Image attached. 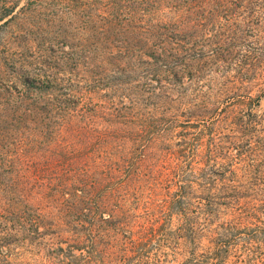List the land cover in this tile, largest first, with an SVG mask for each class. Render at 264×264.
Returning a JSON list of instances; mask_svg holds the SVG:
<instances>
[{
    "label": "trees",
    "instance_id": "obj_1",
    "mask_svg": "<svg viewBox=\"0 0 264 264\" xmlns=\"http://www.w3.org/2000/svg\"><path fill=\"white\" fill-rule=\"evenodd\" d=\"M16 6L4 7L5 25L43 26L60 39L38 49L37 73L20 81L17 96L1 98L2 248L50 236L57 249L49 264H151L160 254L223 264L233 251L264 264V160L251 149L235 168L210 150L202 154L186 135L169 146L172 113L209 115L208 101L186 102L180 74L196 78L219 58L192 21L210 0H28L14 14ZM75 22L82 43L58 57L54 45ZM241 171L248 187L216 188ZM249 187L259 193L244 192ZM220 192L229 203L216 202ZM223 206L228 219L216 225ZM201 236L207 242L198 253Z\"/></svg>",
    "mask_w": 264,
    "mask_h": 264
},
{
    "label": "rangeland",
    "instance_id": "obj_2",
    "mask_svg": "<svg viewBox=\"0 0 264 264\" xmlns=\"http://www.w3.org/2000/svg\"><path fill=\"white\" fill-rule=\"evenodd\" d=\"M27 1L0 0V103L2 97H8L10 94L12 97L17 96L16 89H19L20 81L35 76L38 68L36 65L38 55L35 54L38 49L53 36L60 39L58 31H51L43 26L41 30H35L32 25H25L19 30L15 23L4 24L10 19L7 17L2 20L5 14L4 7L17 5L15 14ZM216 4L223 6L217 12L212 9V6ZM210 7L203 14L193 15L192 21L196 26L195 35L207 38L208 43L204 46L207 50L209 49L208 52L219 49V58L209 59L203 66L201 65L199 69L202 70L197 73L196 78L180 74L183 76L181 83H184L186 102L194 104L208 101L210 104L205 112L209 115L200 118L190 117L191 113L185 108L182 113H172L170 116L177 121L175 124L177 129L174 130L169 146L174 147L180 142L179 135H186L188 139H193V144L202 154L210 150L218 161L225 158L226 162H232L235 168H241L243 165L239 163V153L247 152L251 156V149H253L255 157L260 161L264 160V0L219 2L210 0ZM64 13L65 11L59 13V16H63ZM67 13L74 15L75 12L67 11ZM64 33L65 40L61 38L59 45L56 42L58 40L55 41L54 48L59 49L58 57L62 56V52L78 49L82 43L83 34L76 22ZM197 40L199 41V38ZM33 57L35 59L32 60ZM146 82L148 81L145 80L144 83ZM162 84L165 83L162 81ZM146 86L145 88L151 90L160 87L155 80L148 82ZM4 87H11V89L6 92ZM165 93L169 97H176V94H170L169 91ZM102 95L109 98L105 92H102ZM187 124L191 128L182 129ZM134 156L131 153L127 159L133 162ZM1 174L3 171L0 169ZM226 177L230 180L229 175ZM249 183L250 178L243 177L241 171L237 179L224 181L216 188L238 185L248 187ZM130 188L132 192L133 187ZM244 192L252 195L259 193L258 190L250 187ZM199 195L196 193V196ZM224 195L220 192V198L216 202L229 203ZM192 203L196 205L197 199L192 200ZM240 203L243 204L242 201ZM220 211L217 218L213 219L216 225L228 219L226 216L228 211L224 206ZM136 214L141 215L142 210L136 211ZM0 215H2L1 212ZM206 219L205 216H198V224L205 225ZM8 225L11 226V224ZM2 228V219H0V264H49L51 256L57 249L53 237L48 236L46 239L37 240L33 238L19 246L14 244L9 248H2ZM202 228L201 226L200 229ZM200 233L204 235V231ZM206 242V238L201 236L198 242L201 250L198 253L205 250ZM61 246L66 248L65 245ZM7 251L9 252L6 253ZM150 262L151 264H181L182 260L160 254L153 256V259L150 258ZM223 264L248 263L242 252L233 251Z\"/></svg>",
    "mask_w": 264,
    "mask_h": 264
}]
</instances>
